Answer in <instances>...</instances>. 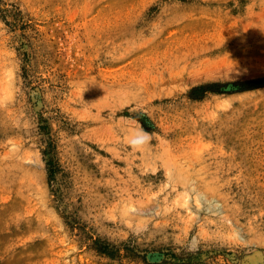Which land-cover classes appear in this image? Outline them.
<instances>
[{"label":"rangeland","instance_id":"obj_1","mask_svg":"<svg viewBox=\"0 0 264 264\" xmlns=\"http://www.w3.org/2000/svg\"><path fill=\"white\" fill-rule=\"evenodd\" d=\"M0 264H264V0H0Z\"/></svg>","mask_w":264,"mask_h":264}]
</instances>
